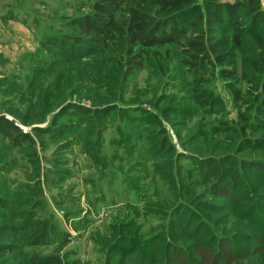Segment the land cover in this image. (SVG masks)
Masks as SVG:
<instances>
[{"label":"trees","instance_id":"trees-1","mask_svg":"<svg viewBox=\"0 0 264 264\" xmlns=\"http://www.w3.org/2000/svg\"><path fill=\"white\" fill-rule=\"evenodd\" d=\"M88 8V11L68 23L75 26L76 34L52 38V42L58 41L60 46L56 47L54 54L57 59L53 64L55 68L62 63L75 64L81 56L90 57L86 64L84 86L94 98L91 101L95 106L85 108L65 99L57 101L62 93L48 100L45 92L38 95L41 96L38 99L44 102L46 98L52 103L49 110L51 120L31 130H50L49 125L69 108L75 111L78 118H84L86 113L93 116L117 108L124 115H129V119L137 125L144 123L142 130L146 133V155L152 158L164 155V159H169L171 164L177 156H181L185 161V175L196 180L185 183L182 179L179 184L181 169L172 166L169 174L172 180L170 190L179 204L173 207L172 199L161 197L155 194L156 191L150 194L146 188H136V200L122 204L125 209L122 211L123 217L117 220L111 216L110 221L103 224L105 231L98 237H90L103 254L102 264H173V256L177 251L195 247V244H180L174 240L176 235L183 236L184 240L188 238V233L183 228L179 229L181 225L174 221L172 215L176 213L178 205L187 210L188 217L195 220L191 231L202 223L209 224L192 204L196 198L198 200L202 197L203 192L197 190L194 182L203 183L209 175L203 172L200 164L205 160L228 161L236 155L228 153L217 157L211 155L213 152L205 156L177 152L172 156L174 145L166 135L165 127L159 119L160 113L155 107L165 97L162 90L167 85L164 82L167 77L176 76L182 81L185 75H189L190 79L186 82L183 80L177 89L185 91L187 96L182 99L186 98V103L192 104L168 106L166 109L195 112L210 126L215 137L224 133L225 136L238 138L242 146L261 149L264 146V130L259 137L248 132L254 133L264 126V0H89ZM144 68L150 71L155 84L147 85L138 92V106L133 102L117 106L111 100L95 103L98 96H115L106 86L120 88L130 73ZM171 68L179 72L172 74ZM60 75L59 72L56 80ZM67 79H71V76ZM217 80L221 81L223 87H228L229 98L236 111H233L224 96L216 94L212 89L211 86H215ZM36 84L35 80L34 90H37ZM162 85V90L158 91ZM99 93L105 95H97ZM141 103H147L149 108ZM232 111L237 115V121L229 116ZM129 112H137V116ZM227 117H230V121L235 120V125L230 126ZM150 123L157 124L156 129L149 128ZM32 131L23 130L14 120L0 114V133L10 146H28L33 143ZM170 155L171 158H166ZM37 161L38 158L34 156L30 163L36 164ZM253 161L240 158L238 163ZM255 163L264 164V160H256ZM38 169L34 168L35 171ZM237 174L239 181L231 186L246 185L241 182L242 173ZM230 175L225 179L230 181ZM220 176L213 179L219 180ZM17 185L9 189L14 197V194L34 192L33 186L23 181H18ZM153 194L158 196L154 198ZM251 198L255 199V195ZM17 201L21 210L0 197V208L5 210L0 213V238L6 239L0 243V257L12 259L19 256L18 264H91L68 260L67 257L61 261L62 256L57 254L23 251V247L34 248L52 236L59 239L61 245L65 230L50 220L52 216L42 220L35 218L40 209L39 199L24 197L20 200L17 198ZM255 202L264 207V194L256 196ZM29 207H33V211ZM133 214L136 219L148 217L155 222L146 231L142 229L144 224L137 222ZM247 215L243 219L246 225L253 219ZM240 225L241 222H238ZM238 226L224 233L208 227V235L197 241L203 246L212 242L214 246L207 249L211 251L215 264H264V227L257 231L254 228L238 229ZM152 228L158 232L149 237L147 232ZM224 244L226 249L221 248ZM187 258L188 264L197 261L189 253Z\"/></svg>","mask_w":264,"mask_h":264},{"label":"rangeland","instance_id":"rangeland-1","mask_svg":"<svg viewBox=\"0 0 264 264\" xmlns=\"http://www.w3.org/2000/svg\"><path fill=\"white\" fill-rule=\"evenodd\" d=\"M88 5L89 0H0V114L14 120L23 130L32 131V127L50 122L52 103L46 98L44 102L38 99L41 97L38 95L45 92L48 100L62 93L57 101L65 99L85 108L95 106L91 101L94 98L84 86L86 64L90 57L81 56L75 64L62 63L55 68L53 64L57 59L54 54L56 47L60 46L58 41L53 43L52 38L76 34L75 26L68 23L88 11ZM59 72L61 75L56 80ZM178 72V69L171 68L172 74ZM69 76L71 79H67ZM189 79V75H185L182 81L176 76H169L164 81L167 85L163 90V85L158 90H162L165 97L155 109L160 113L159 119L174 145L172 156L177 152L198 156L213 152L211 155L217 157L228 153L236 157L228 161L205 160L200 164L203 172L209 175L203 183L194 182L197 190L203 191L202 197L198 200L195 197L194 202L189 203L209 224L202 223L191 231L195 220L188 217L187 210L178 205L176 213L172 214L175 217L173 220L181 225L179 229H185L188 238L184 240L183 236L176 235L178 238L174 240L180 244L189 242L195 247L177 251L173 256V264H188V253L194 255L197 260L195 264H215L211 251L207 249L214 246L212 242L203 246L197 241L208 235V227L223 233L233 226L237 227L238 222H241L238 229L257 230L264 227V207L255 202L256 196L264 194V164L255 163L256 160H264V146L261 149L247 148L242 146L238 138L225 136L224 133L215 137L199 114L166 109L168 106L192 104L186 103L188 99H182L187 96L186 92L177 89L183 80L186 82ZM35 80L37 90L33 86ZM151 84L155 83L149 70L144 68L134 71L120 88L106 86L115 96H98L95 103L111 100L117 106H126L131 102L138 106L136 95ZM214 85L211 87L215 93L224 96L233 108L228 87H223L220 80L215 81ZM141 105L149 108L147 103ZM233 111H236L235 108ZM233 111L229 116L237 121ZM131 113L137 116V112L128 114ZM124 114L116 108L99 115L86 113L84 118H78L75 111L69 108L49 125L50 130L32 131L33 143L28 146L12 147L0 133V197L20 210L17 198L39 199L40 209L35 218L42 220L52 216L50 220L65 230L61 245L59 239L52 236L34 248L23 247V251L61 255V261L67 257L68 260L82 263L102 264L103 254L90 237L101 235L105 231L103 224L110 221L111 216L117 220L123 217L122 211L125 209L122 204L136 200V188H146L150 194L156 191L155 194L172 199L173 207L179 204L170 190L172 180L169 174L172 166L181 169L179 184L182 179L185 183L196 180L185 175L184 159L177 156L171 164L169 159H164V155L153 158L146 155V133L142 130L144 123L137 125L129 119V115ZM230 117H227L228 120ZM235 120L228 121L230 126L235 125ZM148 127L156 129L157 124L150 123ZM262 128L248 134L262 136L264 126ZM34 156L38 158L36 164L30 163ZM166 158H171V155ZM240 158L254 161L241 164L238 163ZM36 167L39 169L35 171ZM240 172L243 176L241 182L246 185L231 186L239 181L236 174ZM228 175L231 176L230 181L225 179ZM216 176H220L219 180L213 179ZM18 181L33 186L34 192L14 194L17 198L14 197L10 190L18 186ZM36 182L39 184L36 185ZM253 194L255 199L251 198ZM158 195L152 196L155 198ZM32 208L28 209L33 211ZM1 212L5 210L0 208ZM247 214L253 219L246 225L243 219ZM133 217L136 219L134 214ZM136 220L144 224L142 229L146 231L155 222L148 217ZM157 232V229L152 228L147 235L152 237ZM5 240L0 238V243ZM225 245H221V248ZM18 262L19 256L12 259L0 257V263L3 264Z\"/></svg>","mask_w":264,"mask_h":264}]
</instances>
